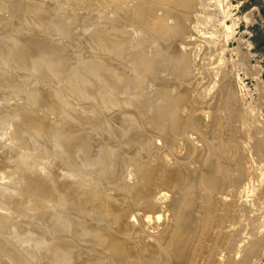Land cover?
<instances>
[{"label": "bare ground", "instance_id": "bare-ground-1", "mask_svg": "<svg viewBox=\"0 0 264 264\" xmlns=\"http://www.w3.org/2000/svg\"><path fill=\"white\" fill-rule=\"evenodd\" d=\"M198 5L0 0V264H149V244L151 264H250L259 253L263 181L255 196L220 199L241 140L220 136L219 110L203 133L185 85L198 51L177 39L194 32ZM263 136L249 148L264 153ZM159 204L171 213L153 232L142 219Z\"/></svg>", "mask_w": 264, "mask_h": 264}, {"label": "rangeland", "instance_id": "rangeland-1", "mask_svg": "<svg viewBox=\"0 0 264 264\" xmlns=\"http://www.w3.org/2000/svg\"><path fill=\"white\" fill-rule=\"evenodd\" d=\"M198 1H199L200 5H202L203 7L198 5L199 6L198 9H196V11L192 13L194 18L193 17H192L193 19L190 18L193 21L192 22L190 20L193 23V24L190 23L191 27H192L190 30H192V31L194 30V32L190 31L192 33H189L187 40L177 39L178 40L177 42H179V41H185L186 42L187 41L186 47H189L192 50H195V52L198 51L197 53H195V55L197 54L196 58H194L196 60L194 62V72H193L194 74L193 75L191 74V77L187 76V77H189V78H187L188 80L185 79V80H187V81H185L187 84H185V82H184V84L188 85L187 87L190 86V88H192V90H193L192 95H190L191 101L196 103V99H197V103L195 105L197 106V109H202V110H199V111H201L202 114L198 110H195V109H194L195 111H193V113H196V111H198L202 116H205L204 118H205L206 125L203 127V128H205V130H203V133H205V134L209 133L210 126L212 125V123L215 120L214 117H216L215 116L216 112L221 111L223 113L222 117H223L224 123H222V124H224V126H222V124H221L220 136L222 135L221 137H223V136L228 137V136H235L236 135L237 140L240 139L241 142L247 143V145L244 144V147H243V143L239 142V140L236 142L238 144L237 149L239 151V152H237V158L239 157L238 158L239 161L237 160L238 167H237V170L235 168H233V170L231 172H229V174L226 175V176H228V178H227L228 179L227 184H229L228 187L230 186V188H232V190L230 188L228 189V187H227V188H225V192L223 191L224 194H222L223 192L219 193V196H221L220 199H222V196L224 195L228 198V200L231 199L233 202H234V199H235V201L236 200L238 201L239 199L245 200V198H247V197H245V195H248V198H249V195L255 196L256 191H258V190H256L257 186H259L256 184L260 183L261 181L264 182V161H263L264 160V158H263L264 153L262 152L263 153V155H262L261 151L258 152L257 150L254 151V149H252L251 147L249 148V145L252 142V141H250L251 140L250 137L252 138V136H254V134H257V133L264 135V0H202L203 2H200L201 0H198ZM201 3H203V4H201ZM198 10H199V13L197 12ZM197 14L199 17L197 16ZM198 18H199V20H198ZM191 45H193L192 46L193 48L191 47ZM199 48H200V50H199ZM203 55H205V56H203ZM198 56H200V57L198 58ZM202 57H204V58H202ZM174 86L176 87V84ZM224 90L226 93L224 92ZM193 92H195V93L193 94ZM220 92H221V94H220ZM222 94H223V96H222ZM193 95H194V98H193ZM221 96L222 97L225 96L224 98L226 101ZM220 99H221V101H220ZM227 99H229V101ZM215 102H217V103H215ZM218 102L220 105L222 104L221 106L219 105L220 107L218 106ZM214 104H217V105H214ZM198 105H199V107H198ZM212 105L215 107L213 108ZM204 106L205 107L207 106L206 109ZM210 106L213 108L212 109L213 111L215 109H216V111L213 112L211 110ZM218 107H219V109H218ZM207 109H208V111H207ZM228 109H231V110L229 111ZM241 109H242V111H241ZM202 111L206 112L208 115ZM244 111H246V112H244ZM247 111H249V112H247ZM221 112H219V113H221ZM235 112H236V114H235ZM212 113H213V115H212V119H211ZM237 114H239L240 116ZM216 115H218V114H216ZM242 116H245V118L244 117L242 118ZM247 116H249V117H247ZM226 118H227V120H225ZM230 118H231V120H230ZM246 118H250V119L253 118L251 120H253L254 122L251 121L252 123L250 124V121H248L249 122L248 123L245 120ZM232 119H234V120H232ZM210 120L212 121V123ZM244 121H246V122H244ZM235 122H236V124H235ZM231 123H233L234 125ZM240 123H241V126H240ZM244 123H245V125H247L248 128L247 127L245 128ZM254 123H255V125H254ZM251 125L253 127L254 126L255 127L253 128V127H251ZM231 126H233V127H231ZM223 127H224V129H223ZM240 128L244 131H242ZM222 129H223V132H222ZM231 129H232V132H230ZM234 129H236V130H234ZM247 129L250 132H248ZM256 129L259 130V132H257V131L255 132ZM226 130H227V133H226ZM246 131L249 134L248 139L244 138V137H247ZM224 134H226V135H224ZM242 135H243V137H242ZM192 136H194V138L192 137V139L195 140L194 142L196 143V145L198 147H200V145H199L200 141H198V140H200V138H198V136L195 134H193ZM263 138H264V136H263ZM242 139H243V141H242ZM248 140L250 141L249 142L250 144L248 143ZM239 144L242 146H240ZM178 145L180 147L176 146L175 147L176 149L175 148L172 149V152L170 153V154H172L171 157H170V155H168L169 156V159H168L169 162L170 161L172 162V160H173L172 156L173 157L175 155L182 156L183 153L185 152L186 146L184 145V142L181 141ZM246 146H247V148H249L248 150L251 149L249 151L250 153L247 152L248 150H246L247 149V148H245ZM238 147L241 149H239ZM242 147H243V150H242ZM173 151L175 152V154L173 153ZM242 151H244V152L241 153ZM251 151L252 152L254 151L255 154H253L254 152L251 153ZM246 153H247V155H246ZM248 153L250 155H248ZM256 154L259 156L258 158H257ZM240 156L241 157L243 156V158L240 159ZM245 156H247L249 158L248 161L246 159L247 157H245ZM253 157H254V159L256 158L257 160H259V159L261 160V158H262L263 159L261 161L262 163H260V160L258 162L256 160H251V159H253ZM240 160H242V163H240ZM241 164L242 165L244 164L245 168H244V165L242 167ZM65 170H66V168L63 169V171H65ZM238 170H239V173H238ZM247 170H249L248 171L249 173L246 172ZM244 173H246V176ZM250 174H252L253 177L258 176L259 178L254 179ZM253 174H255L256 176ZM241 175H243V176L241 177ZM235 176H236V178L238 177L237 178L238 180L241 179L240 181H242V179L243 180L246 179V180H245V182L244 181L239 182L235 178ZM244 176H245V178H244ZM230 177L231 178L233 177V179H231ZM249 178H250V180H248ZM255 180H256V182H255ZM232 181L234 183H232ZM235 181L237 182V184ZM252 181H254V183ZM248 182H249V184L250 183H253V184H251V186L249 187ZM263 182H262V184H264ZM254 184L256 185V189H255ZM262 184L260 183V185H262ZM231 185H232V187H231ZM236 185H238V186H236ZM244 185L248 188H246ZM252 185H254V186H252ZM235 186H236V188L240 186L238 188L240 190L237 189L238 194L236 192V188H234ZM242 188H243V190H242ZM250 189H252V192L254 195L251 194L252 192H250L251 191ZM244 190H246L247 192L245 193ZM159 191H161L162 194L163 193L168 194V192H166L167 191L166 188H160ZM228 192L230 194H232V196H230ZM242 193L243 194L245 193V194L243 195ZM226 194H228V195H226ZM233 194H234V196H233ZM169 196H172V195L168 194V198H169ZM232 197H234V199ZM239 197H241V198H239ZM223 200L224 199H222V201ZM137 207H140V206L139 205L135 206V208H133V210H131V213L133 211L134 212L140 211V213H142V210L137 209ZM257 208H258V211H257V218L258 219L257 220H258V224L260 226L259 227V230H260L259 231L260 232L259 233L260 234V236H259V238H260L259 239V247H260V249H259V247L255 249V250L259 249V253L253 258V260L250 262V264H264V202L259 201ZM155 209L157 212V213L155 212V214H158L159 216L154 214L155 217H152L153 220L152 219L148 220L147 217H145L143 215V219H142V222L144 223V225L147 226L146 229H150L152 231L153 230L156 231L159 228L161 229L163 227L162 225L165 223L164 219L169 218V215L171 213V212H169L170 209L167 205L162 206L159 204V205H157V207ZM159 213L160 214L162 213V214L160 215ZM167 214H168V216H166ZM157 216H158V218L161 217V218H159L160 220L157 218ZM131 218L133 219V218H135V216H131ZM144 218H146V219H144ZM133 220H136V219H133ZM149 221H151V223ZM147 223H149V224L147 225ZM154 223H156V225H153ZM150 226H154V229H152ZM149 239H151V238H149ZM148 241H150V240H148ZM150 246H151V244L147 245L143 251V253L145 252V254L147 256V260L149 258L151 259V260L149 259V261H148L149 264H151L153 262V257L151 255L152 254V252H151L152 246L151 247ZM147 249H148V251H147Z\"/></svg>", "mask_w": 264, "mask_h": 264}]
</instances>
